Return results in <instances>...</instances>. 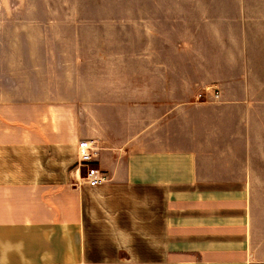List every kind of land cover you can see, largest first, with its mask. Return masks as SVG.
<instances>
[{
    "label": "crops",
    "instance_id": "crops-1",
    "mask_svg": "<svg viewBox=\"0 0 264 264\" xmlns=\"http://www.w3.org/2000/svg\"><path fill=\"white\" fill-rule=\"evenodd\" d=\"M190 11L147 71H0V264H264V0Z\"/></svg>",
    "mask_w": 264,
    "mask_h": 264
},
{
    "label": "rangeland",
    "instance_id": "rangeland-1",
    "mask_svg": "<svg viewBox=\"0 0 264 264\" xmlns=\"http://www.w3.org/2000/svg\"><path fill=\"white\" fill-rule=\"evenodd\" d=\"M197 4L211 0H0V71L16 94L36 75L147 71L163 38L195 34L180 20Z\"/></svg>",
    "mask_w": 264,
    "mask_h": 264
},
{
    "label": "built area",
    "instance_id": "built-area-1",
    "mask_svg": "<svg viewBox=\"0 0 264 264\" xmlns=\"http://www.w3.org/2000/svg\"><path fill=\"white\" fill-rule=\"evenodd\" d=\"M218 96L219 93H216L214 97L218 98ZM98 151V146L94 141L88 138H82L78 141V160L74 169L75 183L95 187L110 180L109 171L99 164Z\"/></svg>",
    "mask_w": 264,
    "mask_h": 264
}]
</instances>
